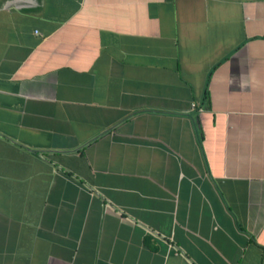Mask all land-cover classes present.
<instances>
[{
	"label": "crops",
	"instance_id": "crops-1",
	"mask_svg": "<svg viewBox=\"0 0 264 264\" xmlns=\"http://www.w3.org/2000/svg\"><path fill=\"white\" fill-rule=\"evenodd\" d=\"M0 264H264V0H0Z\"/></svg>",
	"mask_w": 264,
	"mask_h": 264
}]
</instances>
